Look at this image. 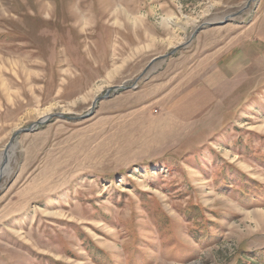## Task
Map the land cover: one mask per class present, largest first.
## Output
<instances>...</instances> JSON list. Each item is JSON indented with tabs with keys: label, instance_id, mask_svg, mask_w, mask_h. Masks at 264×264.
Masks as SVG:
<instances>
[{
	"label": "rangeland",
	"instance_id": "rangeland-1",
	"mask_svg": "<svg viewBox=\"0 0 264 264\" xmlns=\"http://www.w3.org/2000/svg\"><path fill=\"white\" fill-rule=\"evenodd\" d=\"M5 149L0 264H264V0H0Z\"/></svg>",
	"mask_w": 264,
	"mask_h": 264
},
{
	"label": "water",
	"instance_id": "water-1",
	"mask_svg": "<svg viewBox=\"0 0 264 264\" xmlns=\"http://www.w3.org/2000/svg\"><path fill=\"white\" fill-rule=\"evenodd\" d=\"M174 50H172V51H170V53H172ZM170 53H168V54H170ZM109 90L110 89H107V91H106V93L102 96V97H107L108 96V94H109ZM100 99L101 97H96L95 98V100L93 101V106H94V103H95V101L97 100V99ZM92 112H93V109H91L89 112H87L86 114H83V115H80V116H66V115H63V114H61V113H55V114H53V115H48V116H46L44 119H40L39 121H37V122H35L34 124H32L30 127H28V128H21V129H19V130H16L14 133H13V135H12V137H11V139H10V142H11V140L14 138V136L17 134V133H21V132H27V131H32L34 128H35V126H36V124H40V123H43V122H45L46 120H48V118L49 117H51V116H56V117H60V118H65V119H68V120H72V121H77V120H80V119H83V118H85V117H88V116H90L91 114H92ZM9 146H10V144H9Z\"/></svg>",
	"mask_w": 264,
	"mask_h": 264
},
{
	"label": "bare ground",
	"instance_id": "bare-ground-1",
	"mask_svg": "<svg viewBox=\"0 0 264 264\" xmlns=\"http://www.w3.org/2000/svg\"><path fill=\"white\" fill-rule=\"evenodd\" d=\"M45 116H43L41 120L44 119ZM8 171H9V155L7 153V149H5L3 153L0 154V176L6 174Z\"/></svg>",
	"mask_w": 264,
	"mask_h": 264
}]
</instances>
